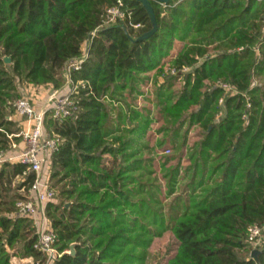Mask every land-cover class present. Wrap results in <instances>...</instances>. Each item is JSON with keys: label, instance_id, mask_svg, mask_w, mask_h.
I'll list each match as a JSON object with an SVG mask.
<instances>
[{"label": "trees", "instance_id": "trees-1", "mask_svg": "<svg viewBox=\"0 0 264 264\" xmlns=\"http://www.w3.org/2000/svg\"><path fill=\"white\" fill-rule=\"evenodd\" d=\"M123 1L139 28L104 25L118 0H0V150L24 129L13 100L26 97L27 84L87 83L73 115L54 117L52 102L44 120L46 136L60 137L48 183L61 202L46 205L63 253L55 264H146L167 231L178 247L166 264H264V242L247 237L251 225L264 228V0H151L158 28L145 39L148 10ZM176 41L183 46L172 66L192 68L180 75L165 71ZM85 47L88 58L68 77ZM151 79L156 107L137 108ZM217 80L233 91L207 84ZM154 121L163 138L152 147ZM194 127L200 139L187 149ZM168 145L174 154L155 156ZM25 170L0 167V264H14L8 248L43 256L32 219L17 215L35 178Z\"/></svg>", "mask_w": 264, "mask_h": 264}, {"label": "built area", "instance_id": "built-area-1", "mask_svg": "<svg viewBox=\"0 0 264 264\" xmlns=\"http://www.w3.org/2000/svg\"><path fill=\"white\" fill-rule=\"evenodd\" d=\"M124 1L118 0V3L106 10L104 16V25L116 24L120 21H128V24L134 28H139L141 24H135L131 20V12H127L124 8ZM126 26L125 24L123 25ZM96 31L92 35H95ZM88 48L85 47L82 57L76 58L69 63L67 76L74 70L81 68L83 61L88 58ZM188 70L185 67L183 71ZM179 70L173 69L172 73H179ZM79 86L86 88L87 83L83 80L73 82L69 78V87L73 90L64 96L57 95V91L51 95L50 100L54 102V117L64 118L73 115L77 110L74 102V95L79 94ZM221 86L230 91L233 89L229 83H221ZM222 101V100H221ZM16 114L26 117L24 129L17 134L8 135L10 149L0 150V165L5 162L21 163L26 166L23 173L25 177L28 172H34L35 178L24 197L17 201V215L29 217L36 226V234L38 236L35 248L43 253L40 258L30 257L27 262L21 264H55L57 259L62 256V252L56 247L58 240L57 234L53 231L51 223L46 214V205L56 197L55 189L48 183V171L50 165V155L54 152L60 141L59 136L47 137L44 130L45 115L47 107L37 109L30 98L22 97L14 102ZM21 136V142L14 140V137ZM24 190V189H23ZM264 228L259 224H253L248 229V241L255 247L263 244ZM15 264H19L16 262Z\"/></svg>", "mask_w": 264, "mask_h": 264}, {"label": "rangeland", "instance_id": "rangeland-1", "mask_svg": "<svg viewBox=\"0 0 264 264\" xmlns=\"http://www.w3.org/2000/svg\"><path fill=\"white\" fill-rule=\"evenodd\" d=\"M182 46H183L182 42H180V41L175 42V49L173 50V54L169 58V61L166 64V68H165L166 72L169 71L173 75H180V74L186 73L187 71L192 70L191 67H188V70H186V71L182 70L179 73H172V70L175 69L171 64L172 59L179 53ZM221 83H224V82L222 80H217L214 83L212 81H207V84L209 86H212V85L217 86V85H221ZM256 83H258L257 80H256ZM183 84H184V81L180 80V81H178L176 87H181ZM26 87H27V89L25 91V94H23V96L30 98L36 107H44L45 106L48 108V105L50 103H52V101L50 100L51 95L54 93L52 86L27 84ZM154 87H155L154 79H151L149 81L148 85H146V87L145 86L142 87L144 90V94L139 96L137 104H136L137 108H143L146 106H151L155 109L156 103H154V102L150 103V100L153 101V99H154V93H155ZM72 90H73V87L64 86L62 89H60V91H57V95L64 96L65 94L69 93ZM232 91H233V89L230 91L226 90V92H232ZM17 99L18 98H15L13 101H16ZM221 102L222 101H220V103ZM154 114H156V113H154ZM219 114L221 115L222 111ZM159 125L160 124L158 122L154 121V122H152V124L149 127V133H152L150 135V138H149L151 140L150 143H151L152 147L154 146V141L163 138V133H161V132L159 133L157 131V128L159 127ZM199 135L200 134H199V130L197 127H194L189 131L188 145L186 146L187 149L190 148L198 139H200ZM186 148H185V150H187ZM174 153H175L174 150L171 148L170 145H168V146H165L163 148H159V147L156 148V153H154V154H155V156L158 157V155H160V154L170 155V154H174ZM155 166L158 170V175L162 176V172H161L162 170L160 168L158 161H156ZM183 181H185V180H183ZM15 185H17V184H15ZM52 186L54 187L55 192H56V197L52 201H53V203H60L61 202V196H60L59 186L58 185L57 186L52 185ZM27 190L28 189L21 190V194H25V192ZM67 205H69V203H67ZM177 247H178V242H177L176 238L174 237L172 231L165 232L163 234V236L155 238L152 246L149 249L150 256H149L146 264H166L168 259L173 257L174 254L176 253ZM8 251L12 255L11 260L13 261V263H16L13 256L15 253H17V251H18L17 248H8Z\"/></svg>", "mask_w": 264, "mask_h": 264}, {"label": "water", "instance_id": "water-1", "mask_svg": "<svg viewBox=\"0 0 264 264\" xmlns=\"http://www.w3.org/2000/svg\"><path fill=\"white\" fill-rule=\"evenodd\" d=\"M138 1H140V2H142L144 4L146 9L148 10V13L150 14V17H151L152 23H153V28L150 31L142 34L138 38V39H145V38L153 35L156 32V30L158 28L157 19H156L155 11H154V9L152 7V4H151V0H138ZM155 1H158V2L164 3V4H168V3H170L171 0H155ZM5 61L7 63H10L11 62V57L10 56H6L5 57ZM70 253L75 254V243H73L71 245ZM259 253H260V250L256 249V250L253 251L252 255H253V257L257 258Z\"/></svg>", "mask_w": 264, "mask_h": 264}, {"label": "crops", "instance_id": "crops-1", "mask_svg": "<svg viewBox=\"0 0 264 264\" xmlns=\"http://www.w3.org/2000/svg\"><path fill=\"white\" fill-rule=\"evenodd\" d=\"M37 108H40V107H37ZM0 167H1V165H0ZM14 260L16 261V262H18L19 264H21V263H23V262H27L29 259H30V257H32V256H29V257H20V256H17L16 254H14ZM13 262V261H12ZM15 264V263H14Z\"/></svg>", "mask_w": 264, "mask_h": 264}]
</instances>
